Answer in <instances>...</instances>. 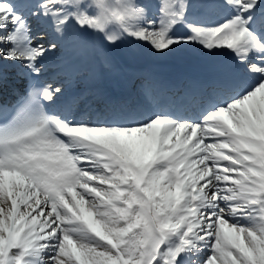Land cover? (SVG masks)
I'll return each mask as SVG.
<instances>
[{"label": "snow or ice", "instance_id": "snow-or-ice-1", "mask_svg": "<svg viewBox=\"0 0 264 264\" xmlns=\"http://www.w3.org/2000/svg\"><path fill=\"white\" fill-rule=\"evenodd\" d=\"M70 44L231 56L93 111L43 79ZM0 88V264H264V0H0Z\"/></svg>", "mask_w": 264, "mask_h": 264}, {"label": "bare ground", "instance_id": "bare-ground-1", "mask_svg": "<svg viewBox=\"0 0 264 264\" xmlns=\"http://www.w3.org/2000/svg\"><path fill=\"white\" fill-rule=\"evenodd\" d=\"M86 50H93V49H92V46L89 44V46H87ZM111 54H112L113 57H115L117 60H119V57H118L115 53H111ZM130 56H131L132 58H134L135 60L139 61V62H144V63L150 62V61L146 60V56L143 55V54H139V55H131V54H130ZM151 59H155V58H154V57H151ZM158 59H160V58H158ZM105 64H106V60L102 57V59H101V65L104 66ZM98 66H99V65L97 64V67H98ZM80 70L85 71L84 69H78V71H80ZM106 70H107V69H99L98 73H99V72H104V71H106ZM106 73H107L108 75H109V74L117 75V73H118V69H116L114 66H109V67H108V71H107Z\"/></svg>", "mask_w": 264, "mask_h": 264}]
</instances>
